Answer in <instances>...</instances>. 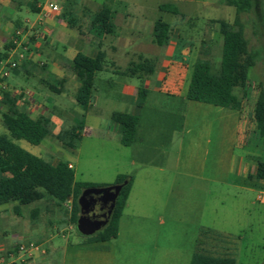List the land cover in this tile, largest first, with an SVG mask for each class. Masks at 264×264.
Segmentation results:
<instances>
[{
  "label": "rangeland",
  "instance_id": "1",
  "mask_svg": "<svg viewBox=\"0 0 264 264\" xmlns=\"http://www.w3.org/2000/svg\"><path fill=\"white\" fill-rule=\"evenodd\" d=\"M91 1L97 4L105 2ZM137 1L139 4L135 5L133 2ZM186 1L115 0L110 5L118 13L132 12L131 14L136 15L139 21L146 19L149 22L146 30L143 28L144 31L139 35L131 37L133 40L137 39V49L147 55L163 56V48L151 42L152 18L153 20L160 18L171 26L184 23L183 27L186 28L198 27L199 31H195L196 33L189 38L195 44L202 41L198 56L208 59L212 71L215 72L219 67L221 36L219 33H202L210 28L209 22L205 20L224 19L231 24L234 8L225 5L223 0H204L205 4L202 2L191 4L193 2ZM165 2L174 4L181 14L186 13L190 16L195 14L199 19L192 17L195 24L190 27L187 25L189 20L185 22L179 15L159 10L158 5ZM87 7L93 10L96 5ZM22 14L32 18L36 16L33 12L26 13V10ZM252 17L251 13L240 14L249 47L264 50V37L254 34ZM85 19L86 17L82 19L86 23L83 26L84 31L87 26ZM121 20L117 19L119 27H126V20ZM114 23L116 24L115 18ZM122 28L117 39L124 44L129 41L130 36ZM108 40L109 38L106 41ZM112 40L114 42L116 39ZM129 50V56L134 54L133 49ZM129 59L126 60L121 51H118L113 60L117 65H123ZM106 60L108 65L110 61L108 52ZM15 70L18 74L12 73L11 70L7 80L9 78L10 83L19 82L24 86L21 70L19 68ZM128 79L137 81L134 78ZM121 82L122 77L111 73L106 66L96 73L92 103L85 118L83 117L80 135L72 147L66 146L56 136L76 126L83 110L75 100L68 99L65 94L54 93L42 86L47 95L59 105L53 113L48 114L50 133L38 145H32L23 139L15 142L52 163L57 160L70 162L74 166L75 181L93 184L94 187L115 184L114 177L118 171L133 175L134 188L123 209L118 238L111 245L116 254V264H189L191 254L198 247L210 254L231 256L236 260V264H264V204L255 200V190L246 192L243 199L231 184L219 182L217 187L220 194L208 206L200 207L196 203L195 191L198 185L203 189L208 181L202 182L192 174L199 171L204 174L216 171L230 173L231 158L240 157L245 153L244 149L237 143L233 145L231 141L235 110L210 105L212 111H188L184 101L150 90L144 99L138 119L140 139L138 143L134 140L130 146H124L118 142L116 124L111 119L114 110L123 109L130 103V96L122 92ZM259 83L264 90V51L248 71L247 98L240 112L241 122L246 120L250 127L251 152L264 158V144L252 122ZM243 128L244 124H241L238 133H241ZM4 132L6 130L0 126V133ZM206 138L209 141H206ZM147 148L155 149V152L149 153L148 158L151 161H157L162 157L160 150L168 151L164 153L167 154V160L163 171L138 160L132 163V157L135 159L136 156H142L141 152ZM177 158L180 160L178 166ZM215 158L219 160L217 165L214 163ZM68 200L58 204L40 200L22 205L24 210H28L24 217L18 218L17 224L21 227L28 226L34 220L38 222L40 225L38 231L46 232L40 240L47 248L58 241L69 240L77 243L87 239L88 236L80 234L70 220V199ZM14 203L0 204V210L4 208L9 210ZM34 206H38L40 210L38 217L32 220L29 217V209ZM67 222L71 223L72 230L68 232L63 230L66 231V239L55 236L45 241L48 234L56 235L62 232ZM17 224L4 221L0 215V253L14 246L24 236L34 239ZM4 231L6 233H3Z\"/></svg>",
  "mask_w": 264,
  "mask_h": 264
},
{
  "label": "crops",
  "instance_id": "2",
  "mask_svg": "<svg viewBox=\"0 0 264 264\" xmlns=\"http://www.w3.org/2000/svg\"><path fill=\"white\" fill-rule=\"evenodd\" d=\"M48 1L57 5L58 11H52L48 8ZM114 1L115 0H109L108 2L110 4ZM186 2H193L191 4L202 2L205 4L204 0H187ZM133 3H135V5L139 4L138 1ZM88 5H96V8L91 10L87 7ZM100 5L101 4L93 3L91 0H0V51H5L7 53V57L2 61L15 60L17 62L16 68L21 70V76L23 77L24 82V86H21L19 82L10 83L9 78L8 80L6 79L10 96L17 98L20 94L22 96V98H19L16 101L18 107L26 109L32 118H36L40 115L48 116V114L53 113L54 109L59 108L58 102L51 99L50 96L47 95V92L43 90L44 88H47L57 94H65L68 99L74 101V94L79 85V81L75 73L69 67L71 60L78 52L92 57L99 50H101L105 54L103 69L106 66V69H108L111 73L121 76L122 92L130 96L129 104L125 105L123 109L114 110L113 112H124L136 115L139 118L141 109L144 105V101L140 100L138 95L139 87L145 89L144 99H146L147 94L151 90V92L165 94L173 97L174 99L184 101V105L188 111L197 112L198 110H213L212 107H210L212 104L185 99V93L189 82L188 76L190 77L191 69L195 60L197 58H201L198 56V52L202 46V41L195 44V42L189 38L192 34L199 31L198 27L190 29L188 27H183L184 23L173 24L171 26V36L168 44L165 46H159L152 40V26L153 22L156 20H153L152 18V20H150L151 42L155 46L163 48V56L157 57L147 55L145 53H141L137 49L138 41L137 39L133 40L131 37L137 36L146 30L149 22L146 19L139 21V18L136 15L131 14L132 12H124L123 14L118 13L110 5L111 9L114 11L112 18L114 26L110 33H105L100 27L92 22V18ZM25 10L26 13H36V16L32 18L27 14L23 15L22 12ZM194 15L190 16L186 15V13H182L179 17L184 19L185 22L189 20L190 22L187 25L191 27L195 24L193 23L192 17H197ZM85 17L87 26L84 31L83 26H85L86 23H84L83 20ZM114 18L116 20V24L114 23ZM197 18L199 19V17ZM117 19L126 20L125 22H127L125 24L126 27H121L130 36L129 41L124 44L118 42L117 39V36L121 33V28L117 23ZM216 20L218 19H206L205 21L209 22L210 28L205 32L201 30L202 33L220 34L219 23L216 22ZM67 28L70 30L68 31ZM20 30H22L21 34L24 33V35L21 36V34H17V31ZM108 38L109 40L107 42L106 40ZM112 38H115L116 40L113 42ZM105 49L110 57L108 65L106 63L107 52ZM129 49L134 50V54L131 56H129ZM118 51H121L126 60L131 58L128 62L123 64L124 66L117 65V63L113 60L116 52L118 53ZM140 57L150 59L154 63V71L151 74L139 75L138 73H121L128 66H132V64L137 63ZM191 60L193 62H191ZM15 69L11 72L18 74V71ZM128 78H134L137 81L135 82ZM31 79H34L35 81H32ZM50 86L54 87V90H51ZM92 99L93 91L89 106L86 111H83V117L86 113H88ZM5 106V103H0V109L2 108L0 110V126L4 127L6 130V132L0 134L9 135L7 129L8 121L4 116L6 112ZM78 106L80 105L78 104ZM241 111L242 110H235V125L232 124L231 141L233 145L237 143L242 149H244L245 153L240 157L231 158L230 173L223 174L216 171L204 174L202 171H199L192 174L202 182L208 181V184H206L203 189L199 188L198 185V189L195 191V195L197 197L196 203L200 207L208 206L209 203L214 200L218 194H220L217 187L219 182L231 184L237 189L236 193L243 199L245 198V193L253 189L256 192L255 200L264 204V181L259 183L249 179V175L254 173V158L257 155H253L251 152L249 143L250 127L247 125L246 120L241 122ZM83 123L84 119L82 120V124ZM241 124H244V128L241 130V133H238ZM115 131L117 133L118 142L121 144L117 124ZM174 131L175 130H173V132ZM138 134L139 127H137L136 130L135 142L137 143L140 139V134ZM13 140L17 141L19 139L13 138ZM206 141H209V139L206 138ZM21 146L24 147L23 145ZM154 150L155 149L153 148L145 149L141 152L142 156H136L135 159L132 157V163L136 162L134 160H138L143 164H151L158 168V170L163 171L167 160V154L164 155V153H168V151L165 149L160 150V155L162 157L157 161H151L148 156L149 153L151 154V152H155ZM66 162L73 169L74 166L70 162ZM179 162L180 160L177 158V166L179 165ZM214 163L217 165L219 160L215 158ZM119 174L126 173L119 171L116 172L114 177L115 180ZM130 176L132 177L130 188L131 192L134 188V177L132 174H130ZM67 201L69 200H66V202ZM15 204L16 203H14L9 210L7 209L8 211L5 208L0 210L1 218L4 221L11 223L14 222L17 224L18 218L22 216L24 217V214L28 209L24 210L21 205L18 208V212H15ZM39 210L40 208L38 206L30 207L29 217L32 220L36 219L39 215ZM20 228H24L27 235H32L34 237L32 240L29 236H24L21 240L32 241L37 245L33 256L26 264H116V254L114 253V249L111 245L118 238L120 220L118 233L114 238L106 241H89L88 239H82L77 243L64 240V242H56L50 248L44 247V242H41L40 240L46 232L43 233L42 231H38L40 229L38 222L34 220L28 226H21ZM63 230H66L67 232L71 231V223L66 224V227L62 228V232H59L56 235L48 234L45 241L50 240L55 236H60L66 239V231L63 232ZM3 233H6V231ZM7 249L0 254H3Z\"/></svg>",
  "mask_w": 264,
  "mask_h": 264
},
{
  "label": "trees",
  "instance_id": "3",
  "mask_svg": "<svg viewBox=\"0 0 264 264\" xmlns=\"http://www.w3.org/2000/svg\"><path fill=\"white\" fill-rule=\"evenodd\" d=\"M108 1L105 0L98 7L92 18V22L105 33H110L114 26L112 23L114 11ZM223 3L234 8V18L231 24L224 19L216 20L221 34L219 67L213 72L208 59L197 58L191 69L185 99L242 110L247 98L248 71L256 64L264 50L249 47L240 14L251 13L254 34L264 37V0H223ZM158 9L181 15L177 7L169 2L159 4ZM171 30L168 22L156 19L152 26L153 42L159 46L167 45ZM6 57L7 53L0 51V61ZM104 58L105 54L101 50L92 57L78 52L70 62L69 67L79 81L74 98L83 111L89 106L94 75L103 69ZM153 71L154 63L150 59L140 57L137 63L128 66L121 73L146 75ZM50 88L54 90V87ZM1 94L0 103L6 105L4 116L8 121L9 135L0 134V204L15 202L14 211L18 212L19 206L36 201L44 200L58 204L70 199V220L76 224L79 215L77 198L84 188L94 185L75 181L73 169L66 161L57 160L52 163L18 145L13 138L23 139L32 145L40 144L50 133L49 117L45 115L30 117L26 109L17 106L16 101L22 98L21 94L18 98L11 97L8 91ZM138 95L140 100L144 101L145 89L139 87ZM111 119L118 125L121 144L131 145L136 138L138 116L113 112ZM82 120L83 114L76 126L57 134L56 137L66 146H74L80 135ZM252 122L264 144V90L260 83L253 106ZM254 161L255 170L249 175V179L261 183L264 181V158L256 156ZM123 181L126 183L115 200L108 223L94 234L88 235L89 241H106L117 236L119 220L127 202L132 177L119 174L115 183ZM189 264H236V260L231 256L210 254L198 247L192 253Z\"/></svg>",
  "mask_w": 264,
  "mask_h": 264
},
{
  "label": "water",
  "instance_id": "4",
  "mask_svg": "<svg viewBox=\"0 0 264 264\" xmlns=\"http://www.w3.org/2000/svg\"><path fill=\"white\" fill-rule=\"evenodd\" d=\"M125 183L126 181L108 186H91L81 191L77 198L79 215L75 224L80 234L85 236L92 235L108 223L110 214L115 205V200ZM97 201L107 205V210L99 215L90 214V208L93 207Z\"/></svg>",
  "mask_w": 264,
  "mask_h": 264
},
{
  "label": "built area",
  "instance_id": "5",
  "mask_svg": "<svg viewBox=\"0 0 264 264\" xmlns=\"http://www.w3.org/2000/svg\"><path fill=\"white\" fill-rule=\"evenodd\" d=\"M48 8L52 11H58L57 5L48 1ZM22 30L17 31L21 34ZM17 67L15 60H5L0 62V99L2 92L8 91L7 77L10 71ZM70 167V165H68ZM37 245L32 241H19L14 246L8 248L3 254H0V264H26L27 261L33 256Z\"/></svg>",
  "mask_w": 264,
  "mask_h": 264
},
{
  "label": "flooded vegetation",
  "instance_id": "6",
  "mask_svg": "<svg viewBox=\"0 0 264 264\" xmlns=\"http://www.w3.org/2000/svg\"><path fill=\"white\" fill-rule=\"evenodd\" d=\"M107 205L102 204L100 201H97L93 207L90 208L89 213L99 215L107 210Z\"/></svg>",
  "mask_w": 264,
  "mask_h": 264
}]
</instances>
